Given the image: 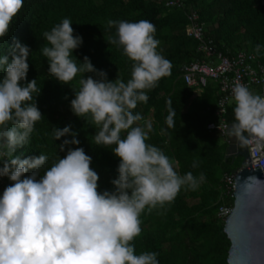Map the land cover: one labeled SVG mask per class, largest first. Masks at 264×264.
<instances>
[{
  "label": "clouds",
  "instance_id": "1",
  "mask_svg": "<svg viewBox=\"0 0 264 264\" xmlns=\"http://www.w3.org/2000/svg\"><path fill=\"white\" fill-rule=\"evenodd\" d=\"M23 6L24 0H0V38L9 33ZM107 24L116 28L117 38L110 42L122 46L123 54L133 61L126 83L119 77L109 81L87 56L77 66L72 52L83 39L73 34L67 18L43 33L51 46L42 47V54L48 60V73L61 83L71 84L77 73L100 77L83 76L70 103L76 116H90L98 127L96 145H115L112 151L120 163L119 175L111 181L114 191H98L99 175L82 147L69 148L39 179L48 157L15 154L29 144L35 123L43 117L33 97L41 89L35 78L27 80L28 45L14 40L7 54L0 56L4 73L0 78V177L13 182L0 196V264H159L156 252L137 255L132 243L142 231L141 213L163 209L182 186L192 190L199 186L192 172L178 175L169 157L146 143L152 123L141 126L142 115L133 114L138 103H147V91L171 74V61L157 51L155 25L148 20H108ZM232 95L235 120L230 131L238 145L244 146L250 138L264 142V96L239 82ZM167 103L166 124L174 128L175 110L170 100ZM68 134L72 139L63 140L61 151L80 141L71 125L53 129L55 140ZM29 170L31 175H24Z\"/></svg>",
  "mask_w": 264,
  "mask_h": 264
},
{
  "label": "trees",
  "instance_id": "2",
  "mask_svg": "<svg viewBox=\"0 0 264 264\" xmlns=\"http://www.w3.org/2000/svg\"><path fill=\"white\" fill-rule=\"evenodd\" d=\"M167 1L24 0L9 33L0 38V56L7 54L8 46L17 39L30 47L27 80L35 78L37 88L41 89L33 97L43 117L35 123L29 144L17 149L15 154L21 158L40 154L48 157L37 176L39 179L69 148L82 147L92 157L90 166L99 175L98 191H114L111 181L118 177L120 163L112 151L115 145H96L94 135L98 127L90 116H76L70 103L75 98L74 88L78 90L83 76L100 77L91 72L77 73L71 84H65L50 76L42 47L51 45L43 33L69 19L73 34L83 39L81 46L72 52L71 58L77 66L87 56L96 69L107 73L109 81L119 77L126 83L131 78L133 61L123 54L122 46L110 42L117 38L116 28L109 27L107 21L152 22L156 28L154 38L160 41L157 51L171 61V74L147 91V103H138L133 114L142 115L143 120L138 122L141 126L145 121L152 123L153 130L146 143L160 148L173 162L178 175L192 172L199 186L195 190L182 186L175 200L159 211L148 213L145 209L140 216L141 234L132 243L137 255L156 252L159 264H230L232 241L225 233V222L217 214L223 202L234 205L235 198L226 196L224 178L242 169L244 157H228L229 145L208 130V125L217 121L219 84L210 80L202 91H196L183 78L185 66L204 59L199 42L187 35V12L190 9L198 12L206 36L223 53L234 56L246 51L264 62V0H184L180 9L167 7ZM3 74L0 70V78ZM169 100L175 110L174 128L166 124ZM234 108L232 103L227 115L229 123L235 120ZM68 125L80 143L69 144L61 151L63 140H71L72 136L55 140L53 129ZM125 136L126 132H122L121 138ZM32 171L24 175H31ZM11 183L7 176L0 177V196Z\"/></svg>",
  "mask_w": 264,
  "mask_h": 264
},
{
  "label": "built area",
  "instance_id": "3",
  "mask_svg": "<svg viewBox=\"0 0 264 264\" xmlns=\"http://www.w3.org/2000/svg\"><path fill=\"white\" fill-rule=\"evenodd\" d=\"M166 6L180 9L184 7V0H169L166 2ZM187 13L189 19L187 35L199 42V51L203 53L204 59L185 66L183 78L196 91H202L210 80L219 83L220 98L216 111L217 121L210 123L208 130L226 139L230 134L227 115L229 107L234 101L232 95L234 84L237 82L244 84L252 93V88L259 86L261 96H264V62L258 60L255 54L246 51H241L234 56L223 53L218 49L214 40L206 36L205 27L200 21L198 12L190 9ZM248 146L245 167L252 164L255 170L262 169L264 173V142L250 138ZM235 177L236 173L226 174L224 178L226 196L231 199L235 198ZM232 210L233 205L225 201L219 205L217 217L225 222Z\"/></svg>",
  "mask_w": 264,
  "mask_h": 264
},
{
  "label": "water",
  "instance_id": "4",
  "mask_svg": "<svg viewBox=\"0 0 264 264\" xmlns=\"http://www.w3.org/2000/svg\"><path fill=\"white\" fill-rule=\"evenodd\" d=\"M237 144L229 139L228 157L237 155ZM236 173L233 210L225 221V233L232 241L230 264H264V173L251 164Z\"/></svg>",
  "mask_w": 264,
  "mask_h": 264
},
{
  "label": "crops",
  "instance_id": "5",
  "mask_svg": "<svg viewBox=\"0 0 264 264\" xmlns=\"http://www.w3.org/2000/svg\"><path fill=\"white\" fill-rule=\"evenodd\" d=\"M218 83V82H217ZM219 84V83H218ZM254 87H257L256 88V90H255V92H253L254 94H257V95H261V90H260V87L259 86H254ZM232 103H235V101H233ZM231 106V105H230ZM234 122H232V123H229L230 124V130H231V126H232V124H233ZM210 132V131H209ZM214 133V132H213ZM217 134V133H216ZM218 135V138L220 137V139H222V140H224L228 145H229V139L230 138H233L235 141H237V139H236V137L235 136H233L232 135V132L230 131V134H229V136H228V138H224V137H222V136H220L219 134H217ZM231 157H235V156H231Z\"/></svg>",
  "mask_w": 264,
  "mask_h": 264
},
{
  "label": "flooded vegetation",
  "instance_id": "6",
  "mask_svg": "<svg viewBox=\"0 0 264 264\" xmlns=\"http://www.w3.org/2000/svg\"><path fill=\"white\" fill-rule=\"evenodd\" d=\"M246 135V134H245ZM248 142L244 145V146H240L237 144V155H235V157L237 156H245L248 153Z\"/></svg>",
  "mask_w": 264,
  "mask_h": 264
},
{
  "label": "rangeland",
  "instance_id": "7",
  "mask_svg": "<svg viewBox=\"0 0 264 264\" xmlns=\"http://www.w3.org/2000/svg\"><path fill=\"white\" fill-rule=\"evenodd\" d=\"M256 88H257V87H253V88H252V91L255 92ZM244 161H245V159L243 158L241 162H244Z\"/></svg>",
  "mask_w": 264,
  "mask_h": 264
}]
</instances>
